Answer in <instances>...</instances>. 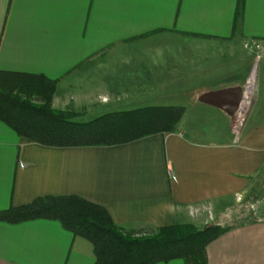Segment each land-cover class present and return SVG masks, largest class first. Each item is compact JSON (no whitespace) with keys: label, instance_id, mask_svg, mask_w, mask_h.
I'll return each mask as SVG.
<instances>
[{"label":"crops","instance_id":"0c3cea01","mask_svg":"<svg viewBox=\"0 0 264 264\" xmlns=\"http://www.w3.org/2000/svg\"><path fill=\"white\" fill-rule=\"evenodd\" d=\"M182 38L205 46H180ZM236 40L264 42V0H0V70L54 80L52 107L75 115L96 108V116L184 108L176 131L115 145L47 146L0 121V212L39 196L76 195L104 207L126 231L202 225L209 217L196 209L204 205L233 216L236 197L264 181L263 133L248 132L234 145L239 97L207 104L199 96L244 88L248 76L212 55ZM189 115L211 120L204 138L183 126ZM238 217L206 246L207 264H264V222ZM94 259L92 243L56 220H0V264ZM176 260L154 264H184Z\"/></svg>","mask_w":264,"mask_h":264},{"label":"trees","instance_id":"16d2710c","mask_svg":"<svg viewBox=\"0 0 264 264\" xmlns=\"http://www.w3.org/2000/svg\"><path fill=\"white\" fill-rule=\"evenodd\" d=\"M55 82L40 74L0 70V121L18 136L55 147L115 145L177 130L180 105L144 106L75 120V112L52 107ZM52 219L73 235L89 240L93 264H154L180 259L207 264L206 246L229 227L175 223L152 231H126L101 205L76 195H46L0 212L17 223Z\"/></svg>","mask_w":264,"mask_h":264},{"label":"rangeland","instance_id":"374dc122","mask_svg":"<svg viewBox=\"0 0 264 264\" xmlns=\"http://www.w3.org/2000/svg\"><path fill=\"white\" fill-rule=\"evenodd\" d=\"M164 40H165L164 42L167 41L169 44H172V41L170 40L168 41L166 39ZM237 40L234 42L233 41H229L227 43L223 42L224 48H221V51L223 53L212 54L217 58H219L220 55L222 56V58H225L228 68L229 69L231 68L230 70H236L239 73H245L244 79L248 76L244 89L246 88L247 84H249L252 74L254 75L253 89H252L253 91L251 93L252 94L251 103L249 104L245 115L244 125L241 130L240 138H236L235 141L234 139H232V143L234 145H239V142H241L240 139L242 138V135L248 132L250 133L251 131L256 129L262 131L263 140H264V42L250 40L239 43V41ZM196 41L197 40L194 41L192 39L182 38V40L179 41V45L187 46L195 42L205 46V44H203L202 42L200 43ZM158 44H163V43L161 42ZM213 44L209 43L206 45L213 47L214 46ZM226 45L227 47L225 48ZM181 50L185 51L183 54L186 53L185 49H181ZM215 50L216 49H213V51ZM164 101H166L165 103H172L173 100H164ZM137 105H139V103L131 104L130 106H122V107H132ZM187 107L189 108V113H191L190 107L188 105ZM96 111H97L96 108L86 109L82 111L79 115H75L74 118L77 121L89 120L97 115L98 112ZM210 121H211L210 119H205L204 117L194 118V117H190L189 115L184 118L183 126L187 131H191L189 132V135L194 137L204 138L207 135V134L205 135L204 132L207 131L209 132V130L211 129V125L209 124ZM230 130L232 134L231 123H230ZM192 131H197V133H193ZM252 190L253 193L251 192V193L243 194L242 199L240 201L236 197V202L238 203V205L237 208L233 211V213H235L233 214V216H230L231 213H229L230 214L229 216L227 213L223 217L221 215H214L212 212V208L210 209L209 206L206 205H204L205 207L198 206L199 209H196L197 212L206 209L207 216L209 217L208 222L202 225L193 224V223L191 224L197 228H201L207 224H218L222 227L225 226L227 227L229 225L228 223L231 222L234 219L233 217L237 215L239 216L238 217L239 222L240 220H243L249 216L250 217L254 216L250 218V220L259 221L257 217H260L263 220V221L261 220V222H264V181L258 183V185L254 187ZM193 209H195V207ZM233 222H235V220ZM181 223H190V222H181ZM178 260L179 259H177L176 261Z\"/></svg>","mask_w":264,"mask_h":264},{"label":"built area","instance_id":"2783aa9c","mask_svg":"<svg viewBox=\"0 0 264 264\" xmlns=\"http://www.w3.org/2000/svg\"><path fill=\"white\" fill-rule=\"evenodd\" d=\"M252 94L247 91L245 88L242 94V97L234 110L232 116H231V129H232V135L233 139L235 141L236 138H240L241 130L244 125L245 115L248 109L249 104L251 103ZM240 201L241 198L237 197ZM259 221L262 220V218L257 217Z\"/></svg>","mask_w":264,"mask_h":264},{"label":"water","instance_id":"95a60500","mask_svg":"<svg viewBox=\"0 0 264 264\" xmlns=\"http://www.w3.org/2000/svg\"><path fill=\"white\" fill-rule=\"evenodd\" d=\"M243 91H244V88L242 89L241 87L225 88V89H221L218 91H208V92L202 93L199 96V100L203 103L215 104L221 97H223L224 94H232L236 96L237 98L239 97V101H240ZM235 109H233L231 113H233Z\"/></svg>","mask_w":264,"mask_h":264},{"label":"bare ground","instance_id":"6f19581e","mask_svg":"<svg viewBox=\"0 0 264 264\" xmlns=\"http://www.w3.org/2000/svg\"><path fill=\"white\" fill-rule=\"evenodd\" d=\"M253 77H254V75L252 74V77H251V79H250V81H249V84H247V86H246V89H247V91L249 92V93H252V89H253ZM233 114V113H232ZM232 116V115H231Z\"/></svg>","mask_w":264,"mask_h":264}]
</instances>
